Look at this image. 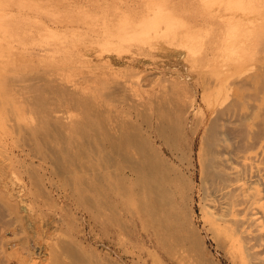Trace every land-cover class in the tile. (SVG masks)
Segmentation results:
<instances>
[{"label":"rangeland","instance_id":"obj_1","mask_svg":"<svg viewBox=\"0 0 264 264\" xmlns=\"http://www.w3.org/2000/svg\"><path fill=\"white\" fill-rule=\"evenodd\" d=\"M240 1L0 0V264H264V0Z\"/></svg>","mask_w":264,"mask_h":264},{"label":"bare ground","instance_id":"obj_2","mask_svg":"<svg viewBox=\"0 0 264 264\" xmlns=\"http://www.w3.org/2000/svg\"><path fill=\"white\" fill-rule=\"evenodd\" d=\"M207 0H205V2H206ZM260 2H262L261 0H259ZM210 4H209V3ZM219 2V3H218ZM220 2L222 3V4H224L225 3V5H227V7H232V8H235V7H240V6H242V1H240V0H208L206 3V5H208V6H210L211 7V4L213 3V7H214V3H218V4H220ZM263 3V2H262ZM262 3H256L255 5L257 6V4H262ZM217 5V4H216ZM259 5H258V7H259ZM217 7V6H216ZM215 7V8H216ZM262 7H264V6H262ZM209 8V7H208ZM212 8H210V10H211ZM251 12V11H250ZM25 15H27V14H25ZM24 15V16H25ZM249 15V14H248ZM23 16V17H24ZM30 17V16H29ZM160 17H162L161 19H167V18H169V16H167V14H164L163 16H160ZM246 19V18H245ZM245 19H242L241 21H243V20H245ZM20 20V19H19ZM25 20H26V17H25ZM25 20H24V22H25ZM22 22H23V20H22ZM24 22H23V24H24ZM246 22V21H245ZM247 23V22H246ZM245 23V24H246ZM236 25H238V24H236ZM247 25V24H246ZM246 25H244V26H246ZM243 26V25H242ZM237 28H238V26H237ZM240 28H242V27H240ZM17 30L19 29V30H22L23 31V27H22V24L20 23V21L17 23V28H16ZM239 29V28H238ZM181 40V39H180ZM250 111V110H249ZM248 111V112H249ZM258 111V110H257ZM260 111V110H259ZM253 112V111H252ZM246 114H244V113H241V114H244V115H246V116H244V115H241V116H244V117H246V118H248L249 116H248V113L247 112H245ZM250 113V112H249ZM262 113V112H261ZM236 114V113H235ZM250 115H254V113L252 114V113H250ZM258 115V116H257ZM258 117V118H256V117ZM255 116H252V117H254V118H256V119H258L259 121H261L260 119V117H259V113H255ZM242 118V117H241ZM250 118V117H249ZM254 118H253V121L252 122H250V123H248L249 121H250V119H248V122H247V125L249 124L250 125V130L247 128V132L249 133V134H252L254 131H258L257 129H255V127H254V123H256V124H259V121L257 120L256 122H255V120H254ZM260 118V119H259ZM243 119H245V118H243ZM261 123H262V125H264V120H263V118H262V121H261ZM261 123H260V125H261ZM256 126H258V125H256ZM218 138V137H217ZM225 139V138H224ZM223 139V140H224ZM222 140V139H221ZM227 142V139H225L224 140V142ZM248 141L250 142V143H252V140H251V138L249 139L248 138ZM223 142V141H222ZM224 142H223V144H224ZM228 143V142H227ZM227 143H226V145H227ZM220 144H222L221 143V141H220ZM229 144V143H228ZM230 145V144H229ZM236 157H237V159H241V158H243L244 160L245 159H247L248 158V155H240V154H237L236 155ZM257 167H259V169H260V166L258 165ZM237 172L238 173H240V170H237ZM258 209H263L264 210V205H262V204H259V208ZM257 222H258V225H259V228H258V230H259V232L262 234V235H264V224H262L260 221H259V219H258V217H257Z\"/></svg>","mask_w":264,"mask_h":264}]
</instances>
